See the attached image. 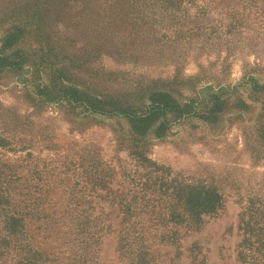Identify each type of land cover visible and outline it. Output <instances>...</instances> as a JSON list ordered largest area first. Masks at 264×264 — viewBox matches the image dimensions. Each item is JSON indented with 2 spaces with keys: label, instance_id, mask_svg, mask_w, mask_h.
<instances>
[{
  "label": "rangeland",
  "instance_id": "374dc122",
  "mask_svg": "<svg viewBox=\"0 0 264 264\" xmlns=\"http://www.w3.org/2000/svg\"><path fill=\"white\" fill-rule=\"evenodd\" d=\"M0 55L20 62L0 71V264H119L133 196L161 212L203 182L221 208L147 240L155 262L264 264V240L240 256L264 212V0H0ZM157 96L148 130L119 113Z\"/></svg>",
  "mask_w": 264,
  "mask_h": 264
},
{
  "label": "trees",
  "instance_id": "16d2710c",
  "mask_svg": "<svg viewBox=\"0 0 264 264\" xmlns=\"http://www.w3.org/2000/svg\"><path fill=\"white\" fill-rule=\"evenodd\" d=\"M92 3L102 6L112 0H91ZM133 0H131L132 2ZM20 62L0 55V71L4 69H16ZM3 70V69H2ZM264 89V88H263ZM167 97H156L153 100L156 107L152 105L148 110L137 113L131 110H122L121 116L128 118L133 124L142 130H148L159 118H164L171 111V106L166 102ZM93 112H100L93 107ZM169 199V208L163 211L154 210L155 201L149 193L133 196L132 206L127 208L123 214L121 232H119L116 252L119 264H157L152 257L151 249L147 240H159L161 243L175 245L178 241V226L191 228L198 224L204 216L213 215L219 210L223 203L222 195L213 183L203 182L200 186H188L186 194L177 191ZM157 205V204H156ZM165 221H170L165 224ZM144 222H149L144 225ZM244 250L240 256L245 259H254L263 248L264 240L261 231L264 230V212L251 211L243 214ZM257 245L259 248H257ZM264 254V249L263 253ZM260 256V253H259ZM96 256L87 261L81 260L79 264H97ZM248 264H252L249 262Z\"/></svg>",
  "mask_w": 264,
  "mask_h": 264
}]
</instances>
